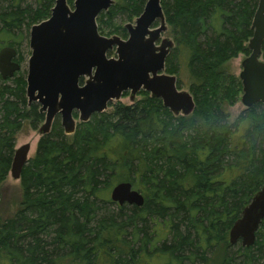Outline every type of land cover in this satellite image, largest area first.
<instances>
[{"label": "trees", "instance_id": "obj_1", "mask_svg": "<svg viewBox=\"0 0 264 264\" xmlns=\"http://www.w3.org/2000/svg\"><path fill=\"white\" fill-rule=\"evenodd\" d=\"M36 1L34 8L0 0V50L14 46L19 56L25 28L51 16L56 0ZM147 1L114 2L98 26L120 12L137 18ZM258 2L161 0L174 35L166 72L180 75L187 63L198 81L191 85L195 110L175 115L143 91L134 104L116 103L113 112L79 122L71 136L53 127L23 169L17 210L0 211V264H235L230 230L264 185V107L231 122L222 101L234 104L243 85L221 66L251 53ZM115 25L111 33L126 37ZM26 77L21 69L0 73V196L16 133L28 118L34 128L45 118L38 102L29 104ZM121 181L144 194V205L112 201ZM236 254L244 264L264 258V220L255 243Z\"/></svg>", "mask_w": 264, "mask_h": 264}, {"label": "water", "instance_id": "obj_2", "mask_svg": "<svg viewBox=\"0 0 264 264\" xmlns=\"http://www.w3.org/2000/svg\"><path fill=\"white\" fill-rule=\"evenodd\" d=\"M248 47L251 53L243 60L240 79L241 100L247 108L264 103V0H258ZM115 0H56L48 19L36 23L30 32L31 55L28 61L27 97L29 103L39 102L45 113L41 135L51 131L58 114L66 134H73L78 122H86L95 113L106 111L125 91L131 99L142 89L161 98L175 115H190L196 107L191 92L178 87L176 74L166 72V59L174 47L171 38L161 39L167 30L161 0H148L136 23H127L128 38L100 33L97 18L109 10ZM159 23L155 26V23ZM161 39V40H160ZM160 40V44H157ZM116 47L117 57L108 52ZM14 46L0 50V73L13 77L22 67L16 59ZM84 78V83H81ZM79 113V118L74 112ZM30 143L15 149L10 173L21 179L29 161ZM112 201L142 206L144 194L130 181H121L111 190ZM264 220V185L255 193L229 233L231 245L255 243L257 231Z\"/></svg>", "mask_w": 264, "mask_h": 264}, {"label": "rangeland", "instance_id": "obj_3", "mask_svg": "<svg viewBox=\"0 0 264 264\" xmlns=\"http://www.w3.org/2000/svg\"><path fill=\"white\" fill-rule=\"evenodd\" d=\"M116 1H118V0H115V2ZM74 2H75V0H68V3L71 5V7H74ZM27 5H31L34 8H36L38 6V2L37 1L35 2V0H24L23 6H27ZM136 19L137 18H134L133 20H128L127 13L120 12L115 17V19L113 21H111L109 18H106V21L103 24V26L99 27V31L101 34H103L105 36H112V35L116 34V35H119L122 38L126 39L129 36L128 30H126L127 36L124 37L123 34L120 33L122 30H120V32L111 33V31H113L112 28L115 24H116L115 26L118 27V29L124 28L127 23H134L135 24ZM112 22L114 24H112ZM25 31L29 32L28 37L23 41V44L21 45V47L20 46L18 47L19 48L18 50L20 52V54H19L20 58L19 59H20L21 65H22L21 70L27 75L28 74V61H29V57L31 55V47L29 44L31 29L27 30V28H25ZM164 38H171L174 40V35L171 31V28H169L168 24H167V30H165L162 33L161 39H164ZM160 40L158 41L157 44H160ZM4 41L7 42V40H4ZM108 55L110 57L111 56L117 57L118 55L116 52V47L113 50H110L108 52ZM246 57H247L246 53H239L238 56L231 58L224 65H222L221 70H224L226 72V74L233 75L234 77H237L239 79L240 73L243 70L242 62ZM263 59H264V57H263ZM176 75H177L178 79L182 80V83L180 84V88L187 90V91L192 93L191 85L195 82L197 83L198 81H197V79H195L194 77H192L190 75L187 63L183 64L180 75H178V74H176ZM11 84H13V83L11 82ZM143 91H146L149 95H151L149 91L142 89L141 91L138 92L135 99L132 100L131 99V91L130 90L125 91L123 93L122 98L120 100H114L113 102H111L106 111L113 112L116 103L131 105L140 99H144L147 95L145 93H143ZM241 97H242V93L239 94V98L234 104H230L229 102H226L225 100L222 101L223 106H224V110L226 113H228L229 120L231 122H234L241 114H244L248 109L244 105V103L242 102ZM28 101H29V99H28ZM262 104H263V106L261 108H259L258 111H261L262 108L264 107V103H262ZM74 115L77 118V121H79L78 120L79 113L77 111H75ZM56 118H59L58 124H56V121H55ZM56 118L53 121L52 128L56 127L58 125V127H56L55 129H57V130L63 129V131H64V127L62 125L61 115L58 114L56 116ZM30 120H31V118H28L27 120H25L24 128H22L20 131H18L15 135V140H16L15 141V149L17 147L25 144V143L31 144V149L29 152V160L35 158L37 155L38 144H39L41 137L43 136L40 133V127L45 122V118L43 120L39 121L37 128L32 127ZM52 128H51V130H52ZM67 135L71 136L73 134H67ZM22 192H23V189H22V185H21V179H15L11 176V174H9L6 181L2 184V188H1L0 211L2 212V214H4L5 216H11L12 214L15 213V211L17 210V208L19 206V202H20L21 197H22ZM110 195H111V193H110ZM115 208L117 209V205L115 206ZM242 245H243L242 241H239L236 244L232 245V247H231V252H233V254L235 253L234 254L235 255V260H234L235 264H244L243 263L244 258L240 257V256L238 257L239 254H236L240 250V247ZM257 252L258 251H256V254H257ZM195 264H205V263H203L202 261H197ZM257 264H264V258L260 257L257 260Z\"/></svg>", "mask_w": 264, "mask_h": 264}, {"label": "flooded vegetation", "instance_id": "obj_4", "mask_svg": "<svg viewBox=\"0 0 264 264\" xmlns=\"http://www.w3.org/2000/svg\"><path fill=\"white\" fill-rule=\"evenodd\" d=\"M19 59V56L17 57V59L16 60H18Z\"/></svg>", "mask_w": 264, "mask_h": 264}]
</instances>
